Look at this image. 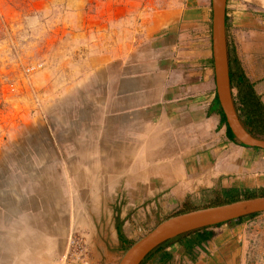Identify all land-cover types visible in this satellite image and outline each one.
<instances>
[{"label":"rangeland","instance_id":"1","mask_svg":"<svg viewBox=\"0 0 264 264\" xmlns=\"http://www.w3.org/2000/svg\"><path fill=\"white\" fill-rule=\"evenodd\" d=\"M195 2L0 0V264H116L131 243L171 215L230 198L264 195V158L247 160V168L239 176L250 184L239 192H223L218 183L209 191L165 205L160 194L142 200L141 194L125 192L121 185L109 191L101 183L107 161L97 160V62L93 58L97 46L104 43L99 37L109 31L105 26L110 15H119L118 21L131 27L136 20H150L159 10ZM244 68L248 72V66ZM256 69L259 72L253 76L258 80L250 75L249 80L264 104V64ZM236 94L233 88L234 105L238 103ZM228 150L231 155H242L232 145ZM244 152L247 157H264V149L257 147L244 146ZM76 165L91 179L86 183L94 184L93 190L85 186L84 204L77 199L83 188L75 180L72 167ZM234 175H229L231 182ZM53 188L64 204L52 206ZM92 192L96 204H90ZM45 211L49 224L56 211L57 221L52 222L56 230L50 236L54 247L45 256L30 257L26 243L18 241L15 245L22 254L16 257L11 236L31 237L35 232L31 224ZM32 218H36L34 223ZM224 227L227 237L214 241L218 232L214 231L210 240L194 249V259L180 242H164L162 249L176 242L184 254L166 261L160 257L156 263L186 264L202 254L210 256L214 264H264V212ZM117 228L126 242L119 239ZM154 253L143 259L144 264L151 263Z\"/></svg>","mask_w":264,"mask_h":264},{"label":"crops","instance_id":"2","mask_svg":"<svg viewBox=\"0 0 264 264\" xmlns=\"http://www.w3.org/2000/svg\"><path fill=\"white\" fill-rule=\"evenodd\" d=\"M210 11L211 0H196L193 5L159 10L150 20H136L132 28L118 21L119 15H110L105 26L109 31L99 37L104 43L93 58L97 160L107 161L101 183L109 191L121 185L125 192L141 194L142 200L160 194L165 205L209 191L218 183L223 192H239L250 184L239 175L247 160L264 157H247L244 146L230 141L225 127L222 131L214 103ZM225 34L227 51L233 50L248 79L258 80L253 75L264 64V0H226ZM231 145L242 155L229 154ZM231 174H235L232 182ZM42 214L43 221L46 211ZM225 225L213 229L218 231L214 241L227 237ZM51 234L47 230L42 238L51 241ZM20 239L11 240L16 257L22 254L15 245ZM156 252L148 264H157L162 256L178 259L184 249L174 242ZM198 258L185 262L214 264L210 256Z\"/></svg>","mask_w":264,"mask_h":264},{"label":"water","instance_id":"3","mask_svg":"<svg viewBox=\"0 0 264 264\" xmlns=\"http://www.w3.org/2000/svg\"><path fill=\"white\" fill-rule=\"evenodd\" d=\"M226 0H211V41L216 96L226 123L245 146L264 149V136L244 125L234 105L225 34ZM264 212V195L239 198L171 215L131 243L116 264H140L146 255L168 240L254 213Z\"/></svg>","mask_w":264,"mask_h":264},{"label":"trees","instance_id":"4","mask_svg":"<svg viewBox=\"0 0 264 264\" xmlns=\"http://www.w3.org/2000/svg\"><path fill=\"white\" fill-rule=\"evenodd\" d=\"M228 64H229V77H230V84L231 88H235L237 91V104L235 105L236 110L238 112V116L240 120L249 127L250 131L264 135V104L260 100L259 96L256 94L253 83L248 79V77L245 75L239 61L237 60L235 54L233 53V50L228 48ZM215 106L219 109L221 114V124L225 126V135L230 140L233 141L236 144H239L241 146H245L242 143H240L235 136L233 135L232 131L228 127L226 123L225 116L220 109L217 96H215L214 99ZM230 201L235 200L233 198L229 199ZM258 213H254L248 216H243L234 220H230L224 223H232V222H239L242 221L244 218L256 215ZM221 223V224H224ZM221 224H216L212 227L205 228L202 230L195 231L193 233H190L188 235H185L183 237H177L173 240L169 241H178L182 244V246L185 248L186 252L190 255H192V259H194L193 256L196 255L195 248L202 247V244L210 240L213 235L215 234L214 228L220 226ZM119 239H121L123 242H126L123 238L122 233L120 232V229L117 228ZM162 244L154 248L152 251H150L145 259L150 256L152 253L162 249ZM163 260L168 259L167 256H162ZM144 259V260H145ZM144 260L140 264H144ZM166 261V260H165Z\"/></svg>","mask_w":264,"mask_h":264},{"label":"bare ground","instance_id":"5","mask_svg":"<svg viewBox=\"0 0 264 264\" xmlns=\"http://www.w3.org/2000/svg\"><path fill=\"white\" fill-rule=\"evenodd\" d=\"M134 153V152H133ZM115 155V154H114ZM101 159H103V158H101ZM114 159V158H113ZM117 159V158H116ZM122 159V158H121ZM123 160V159H122ZM125 161V160H124ZM123 161V162H124ZM140 161V160H139ZM20 162V161H19ZM263 162H264V160H263ZM261 164V163H260ZM98 167H100V166H98ZM105 167V166H104ZM264 167V166H263ZM262 167V168H263ZM79 169V167H78V165H76V166H73L72 167V170L74 171V175H75V180H76V183L78 184V185H80L83 189H82V191H80V193L77 195V199H78V202H79V204L81 203V204H84L83 203V197H84V195H86L87 194V190L85 191V186H87V188L90 186L91 188H92V190H93V186H94V184H92V182H89V183H86L88 180L90 181L91 179L89 178V176L88 175H86V172H84V171H79L78 170ZM93 170L94 171H97V168H93ZM116 171V170H115ZM200 172V171H199ZM108 173V172H107ZM194 174H195V172H194ZM202 173H200V175H201ZM101 175V174H100ZM203 175V174H202ZM134 176V175H133ZM132 176V177H133ZM114 177V176H113ZM202 177V176H201ZM44 181V180H43ZM53 183L54 182H50L49 184H51V185H53ZM47 184V183H46ZM100 187V186H99ZM97 188V187H96ZM91 190V191H92ZM53 192H55L56 193V191H55V188H53V190H52ZM89 192V191H88ZM53 194L54 195V198H55V202H53L52 204V206H57V204H64L65 203V201H63L62 200V198H61V196L59 195V193H56V194ZM96 194H95V192H92V200H90V204H96L95 203V196ZM51 198V197H50ZM44 201V200H43ZM51 201V200H50ZM63 201V202H62ZM82 201V202H81ZM88 201V200H87ZM98 203V202H97ZM77 205V204H76ZM42 207V206H41ZM80 207V206H79ZM94 207V206H93ZM54 208V207H53ZM79 210V209H78ZM53 212H55L56 213V211H53ZM52 212V217H51V219H52V222L54 221V220H56L57 221V218L54 216V213ZM65 215V214H64ZM62 217H64V216H62ZM62 217H59V219L61 220V222L63 223V218ZM79 217V216H78ZM9 218V216L7 217V219ZM6 219V220H7ZM33 219V223H34V220L36 219V218H32ZM40 219V218H39ZM43 220H44V218H42ZM47 219L48 218H45V222H43L41 219L40 220H38V221H36V224H31V225H35V227H34V229H35V232H33V234L32 233H30L31 234V237H28V236H21L20 238V241L21 242H24V243H26V247H28V251L30 252V254H29V256L30 257H32L31 255H36L37 253L39 254V253H42V250L44 249V250H46V251H49V250H51V248L52 247H54L53 246V243H55L54 241H50V240H46V238L45 239H43L42 238V234H43V232H46L47 230H50V232L51 233H53L56 229L54 228V226H55V224L54 223H52V222H50V224L52 225V226H50V224H49V226L51 227V229L49 228V227H46V226H44V224H47ZM47 221V222H46ZM44 223V224H43ZM82 223H83V221H82ZM86 223V222H85ZM59 224V223H58ZM29 226V225H28ZM58 226V225H57ZM57 228H59V227H57ZM55 229V230H54ZM39 230H41V232H39ZM59 230V229H58ZM31 231V230H30ZM32 232V231H31ZM37 232V233H36ZM58 233V231H56V234ZM60 234V233H59ZM13 235V234H12ZM48 236V235H47ZM11 237H14V236H11ZM16 237V236H15ZM47 238H49V237H47ZM9 239H10V236H9ZM14 239V238H13ZM62 239V238H61ZM43 240H46V241H43ZM51 243V244H50ZM11 244V243H10ZM13 244V243H12ZM32 245V246H31ZM61 247V243H60V246L58 247V248H60ZM1 249V248H0ZM43 254V253H42ZM44 255V254H43ZM5 256V255H4ZM40 256V255H39ZM45 256V255H44ZM3 257V256H2ZM4 259V258H3ZM42 260V259H41ZM4 261V260H3ZM6 261V260H5ZM2 264V263H1Z\"/></svg>","mask_w":264,"mask_h":264},{"label":"flooded vegetation","instance_id":"6","mask_svg":"<svg viewBox=\"0 0 264 264\" xmlns=\"http://www.w3.org/2000/svg\"><path fill=\"white\" fill-rule=\"evenodd\" d=\"M249 128V127H248Z\"/></svg>","mask_w":264,"mask_h":264}]
</instances>
